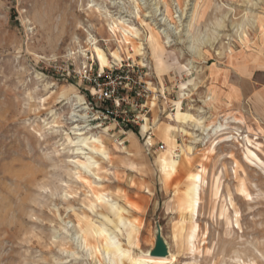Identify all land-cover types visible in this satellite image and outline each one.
<instances>
[{
	"label": "rangeland",
	"instance_id": "1",
	"mask_svg": "<svg viewBox=\"0 0 264 264\" xmlns=\"http://www.w3.org/2000/svg\"><path fill=\"white\" fill-rule=\"evenodd\" d=\"M158 228L264 264V0H0V264H144Z\"/></svg>",
	"mask_w": 264,
	"mask_h": 264
},
{
	"label": "built area",
	"instance_id": "2",
	"mask_svg": "<svg viewBox=\"0 0 264 264\" xmlns=\"http://www.w3.org/2000/svg\"><path fill=\"white\" fill-rule=\"evenodd\" d=\"M86 80L93 85L94 92L92 93V97L94 100L102 103L108 102V100L113 101L116 107H119L120 102L124 100L121 93L136 91L135 86L137 85L134 79L130 78L123 71H120V68L116 65L107 68V71L102 70L96 74H91ZM112 114L113 112H107L101 115L103 120L106 121L109 115ZM161 148L163 149L164 146L162 145Z\"/></svg>",
	"mask_w": 264,
	"mask_h": 264
},
{
	"label": "bare ground",
	"instance_id": "3",
	"mask_svg": "<svg viewBox=\"0 0 264 264\" xmlns=\"http://www.w3.org/2000/svg\"><path fill=\"white\" fill-rule=\"evenodd\" d=\"M145 4H147V1H145ZM157 11H158L157 8H155V9L153 8L151 14L156 13ZM111 19H112V17H111ZM108 31H109V33H111V35L113 37H116L117 36V33H121L122 36H123V42L125 43V42L128 41V38H127V35H128L127 28L123 25V23H119L116 20L112 19L111 20V23L108 25ZM93 41H95V39H93ZM97 56L100 59V61L103 60V58H102V56L100 55L99 52H98ZM213 129H214L213 130V136L220 137L221 135H225L223 133V131L224 130H227V127L225 125H223V124H220L218 127L213 128ZM169 256L168 257H161V258H154V257H151L148 254V256H145L142 259V263H144V264L145 263L146 264H173V263H175L176 262V258L173 255H170V253H169Z\"/></svg>",
	"mask_w": 264,
	"mask_h": 264
},
{
	"label": "water",
	"instance_id": "4",
	"mask_svg": "<svg viewBox=\"0 0 264 264\" xmlns=\"http://www.w3.org/2000/svg\"><path fill=\"white\" fill-rule=\"evenodd\" d=\"M154 238H155L154 247L150 249L148 254L154 258L168 257L169 256L168 248L164 238L161 236L159 228L157 229Z\"/></svg>",
	"mask_w": 264,
	"mask_h": 264
}]
</instances>
